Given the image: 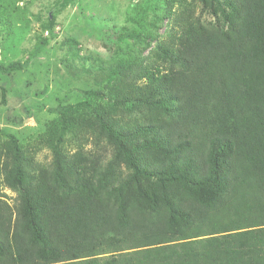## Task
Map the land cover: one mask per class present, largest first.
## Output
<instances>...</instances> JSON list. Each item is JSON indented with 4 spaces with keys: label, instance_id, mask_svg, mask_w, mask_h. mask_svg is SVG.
Listing matches in <instances>:
<instances>
[{
    "label": "trees",
    "instance_id": "trees-1",
    "mask_svg": "<svg viewBox=\"0 0 264 264\" xmlns=\"http://www.w3.org/2000/svg\"><path fill=\"white\" fill-rule=\"evenodd\" d=\"M209 4L206 18L185 8L141 85L116 88L138 118L94 112L125 172L61 148L37 175L6 172L17 199H0V264H264V0Z\"/></svg>",
    "mask_w": 264,
    "mask_h": 264
},
{
    "label": "rangeland",
    "instance_id": "rangeland-1",
    "mask_svg": "<svg viewBox=\"0 0 264 264\" xmlns=\"http://www.w3.org/2000/svg\"><path fill=\"white\" fill-rule=\"evenodd\" d=\"M57 1L65 2L0 0V63L22 65L0 72V199L11 205L17 192L6 185V172L21 165L37 175L53 166L60 148L67 160L100 157L116 165V173L125 172L94 112H108L120 123L138 118L141 109L115 104L116 88L143 83L142 68L161 61L187 6L203 18L211 6L209 0H70L62 8ZM53 13L52 32L44 25ZM45 38L48 43L41 42ZM89 88L96 94L85 95ZM83 99L89 108L69 107Z\"/></svg>",
    "mask_w": 264,
    "mask_h": 264
}]
</instances>
